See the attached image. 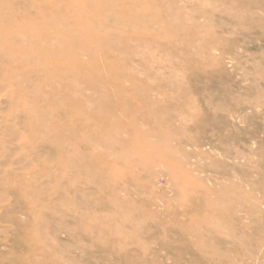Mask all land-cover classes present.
Listing matches in <instances>:
<instances>
[{
  "label": "rangeland",
  "instance_id": "374dc122",
  "mask_svg": "<svg viewBox=\"0 0 264 264\" xmlns=\"http://www.w3.org/2000/svg\"><path fill=\"white\" fill-rule=\"evenodd\" d=\"M0 122V264H264V0H0Z\"/></svg>",
  "mask_w": 264,
  "mask_h": 264
},
{
  "label": "bare ground",
  "instance_id": "6f19581e",
  "mask_svg": "<svg viewBox=\"0 0 264 264\" xmlns=\"http://www.w3.org/2000/svg\"><path fill=\"white\" fill-rule=\"evenodd\" d=\"M63 55V54H62ZM66 55H68V54H65V56ZM64 56V55H63ZM62 61H60V63H61ZM62 63H64V67H65V65L68 67V68H70V69H72V70H74V69H77V60L76 61H74V60H71V61H64V62H62ZM80 64H82V63H80ZM59 67V66H58ZM79 68V67H78ZM59 70L61 69L60 67L58 68ZM61 70H63V68L61 69ZM79 70V69H78ZM2 124H1V122H0V126H1ZM2 168V167H1Z\"/></svg>",
  "mask_w": 264,
  "mask_h": 264
}]
</instances>
